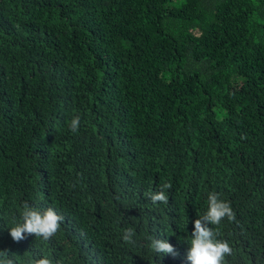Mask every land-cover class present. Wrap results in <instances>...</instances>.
Here are the masks:
<instances>
[{
  "label": "trees",
  "instance_id": "1",
  "mask_svg": "<svg viewBox=\"0 0 264 264\" xmlns=\"http://www.w3.org/2000/svg\"><path fill=\"white\" fill-rule=\"evenodd\" d=\"M209 193L225 264H264V0H0V251L190 264ZM25 202L63 217L50 240L10 237Z\"/></svg>",
  "mask_w": 264,
  "mask_h": 264
},
{
  "label": "clouds",
  "instance_id": "2",
  "mask_svg": "<svg viewBox=\"0 0 264 264\" xmlns=\"http://www.w3.org/2000/svg\"><path fill=\"white\" fill-rule=\"evenodd\" d=\"M80 124V116H75L69 123L70 131L76 133ZM169 188H171L170 184H162L159 191L149 192L147 196L154 205L157 202L167 204L168 196L165 190ZM207 203L208 210L194 221V230L191 233L186 259L190 264H225L226 256L232 255L233 249L227 241L217 239L219 232L214 231L208 225H219L225 217L229 221L234 220L235 214L230 204L220 200L216 193L208 194ZM62 220L63 217L52 208L40 211L25 202L20 212L19 221L15 223V226L9 228V235L14 242L24 240L26 234H34L36 237L48 241L60 229ZM134 236L135 232L132 228L123 230L122 239L126 243H132ZM147 240L149 241L148 246L154 253L171 254L173 257L177 255L173 245L166 240L153 236H148ZM14 256V253L0 251V264H16ZM27 264H54V261L47 256L30 257ZM55 264H61V262L55 261Z\"/></svg>",
  "mask_w": 264,
  "mask_h": 264
}]
</instances>
